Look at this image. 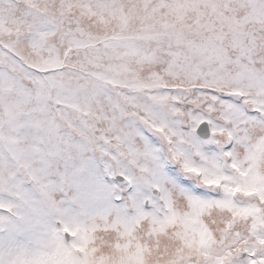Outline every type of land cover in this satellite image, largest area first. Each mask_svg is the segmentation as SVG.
<instances>
[{"label":"snow or ice","instance_id":"1","mask_svg":"<svg viewBox=\"0 0 264 264\" xmlns=\"http://www.w3.org/2000/svg\"><path fill=\"white\" fill-rule=\"evenodd\" d=\"M0 264H264V0H0Z\"/></svg>","mask_w":264,"mask_h":264}]
</instances>
